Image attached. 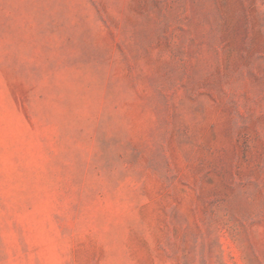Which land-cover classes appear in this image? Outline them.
Masks as SVG:
<instances>
[{"label": "rangeland", "instance_id": "374dc122", "mask_svg": "<svg viewBox=\"0 0 264 264\" xmlns=\"http://www.w3.org/2000/svg\"><path fill=\"white\" fill-rule=\"evenodd\" d=\"M0 264H264V0H0Z\"/></svg>", "mask_w": 264, "mask_h": 264}]
</instances>
